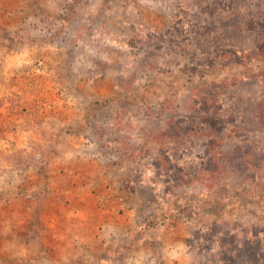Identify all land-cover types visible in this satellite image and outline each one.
<instances>
[{"label": "rangeland", "instance_id": "374dc122", "mask_svg": "<svg viewBox=\"0 0 264 264\" xmlns=\"http://www.w3.org/2000/svg\"><path fill=\"white\" fill-rule=\"evenodd\" d=\"M24 2L29 35L57 43L85 151L148 175L143 215L188 221L180 264H264V0Z\"/></svg>", "mask_w": 264, "mask_h": 264}, {"label": "crops", "instance_id": "0c3cea01", "mask_svg": "<svg viewBox=\"0 0 264 264\" xmlns=\"http://www.w3.org/2000/svg\"><path fill=\"white\" fill-rule=\"evenodd\" d=\"M8 2L0 10L13 15L0 20V141L12 146L2 155L0 264H139L149 255L180 264L188 221L175 210L143 215L148 175L85 151L86 136L73 131L74 92L56 84L57 43L29 35L28 4ZM75 138L77 147L62 148ZM18 143L25 152H12ZM40 143L49 146L34 152Z\"/></svg>", "mask_w": 264, "mask_h": 264}, {"label": "built area", "instance_id": "2783aa9c", "mask_svg": "<svg viewBox=\"0 0 264 264\" xmlns=\"http://www.w3.org/2000/svg\"><path fill=\"white\" fill-rule=\"evenodd\" d=\"M37 65L40 66H44V60L43 59H39L37 62Z\"/></svg>", "mask_w": 264, "mask_h": 264}]
</instances>
